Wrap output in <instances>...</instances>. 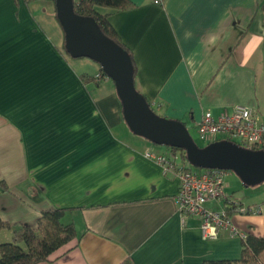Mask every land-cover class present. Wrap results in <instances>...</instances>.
Wrapping results in <instances>:
<instances>
[{
	"label": "crops",
	"instance_id": "crops-1",
	"mask_svg": "<svg viewBox=\"0 0 264 264\" xmlns=\"http://www.w3.org/2000/svg\"><path fill=\"white\" fill-rule=\"evenodd\" d=\"M132 2L99 11L131 50L136 87L161 116L198 128L208 111L245 105L264 117V0ZM64 45L55 0H0V217L13 225L0 243L16 225L36 227L43 210L60 207L77 238L37 264L240 258L242 241L228 229L204 239L201 220L181 216L178 178L145 154L170 149L135 135L114 81L97 62L67 56ZM249 206L262 212H236L232 221L262 236L264 202Z\"/></svg>",
	"mask_w": 264,
	"mask_h": 264
},
{
	"label": "water",
	"instance_id": "water-1",
	"mask_svg": "<svg viewBox=\"0 0 264 264\" xmlns=\"http://www.w3.org/2000/svg\"><path fill=\"white\" fill-rule=\"evenodd\" d=\"M55 2L67 52L71 57L97 62L114 81L125 121L135 135L157 145L184 149L188 161L195 167L233 171L244 186L264 182V149L245 148L226 139L200 146L184 122L154 111L136 87L130 53L107 36L95 18L76 13L75 0Z\"/></svg>",
	"mask_w": 264,
	"mask_h": 264
},
{
	"label": "built area",
	"instance_id": "built-area-1",
	"mask_svg": "<svg viewBox=\"0 0 264 264\" xmlns=\"http://www.w3.org/2000/svg\"><path fill=\"white\" fill-rule=\"evenodd\" d=\"M162 3L163 0H155ZM198 129L202 139L209 143L217 140H230L245 148L264 149V117L257 110L237 105L232 110H226L219 116L206 112ZM146 156L156 161L164 174H172L179 180V191L176 195L177 210L182 217L187 215L201 220V230L204 239L218 238L221 229H228L240 240L247 238L248 233L240 230L232 221L226 208H209V202L220 200L225 196L224 185L227 171L218 168H196L185 170L177 165L172 156L146 151ZM235 211L246 214L261 213V207H235Z\"/></svg>",
	"mask_w": 264,
	"mask_h": 264
},
{
	"label": "trees",
	"instance_id": "trees-1",
	"mask_svg": "<svg viewBox=\"0 0 264 264\" xmlns=\"http://www.w3.org/2000/svg\"><path fill=\"white\" fill-rule=\"evenodd\" d=\"M132 6V0H75L76 13L95 18L103 32L130 53L135 67L136 84L137 65L131 50L122 42L119 34L109 22V14H103L99 11L100 8L124 10ZM261 9L264 12V3ZM63 50L67 56H71L67 52L65 45ZM102 74L108 77L104 72H102ZM82 77L85 79L84 75ZM147 100L156 112V104L149 100V98H147ZM207 143H209V141H207ZM169 149L171 154L175 156L180 154L184 159L186 164L177 163L178 166H182L185 170L196 169L194 167L192 168L189 163L186 162L185 159H187V156L184 149L170 146ZM4 188L9 190L8 186ZM228 200L229 199H227V201ZM229 202L231 201L229 200ZM231 204V206H226V210L230 216L236 213L235 207H242V205H237L236 203L231 202ZM67 211V208H48L42 211L36 227L24 223L16 225L13 229L12 240L0 243V264H37L42 261H47L57 250L77 238L78 232L75 224L72 222H65L64 220ZM12 227L13 225L11 223L6 222L0 217V231ZM241 241L243 248L240 258L234 260H206L204 264H264V235L258 236L248 233L247 238Z\"/></svg>",
	"mask_w": 264,
	"mask_h": 264
},
{
	"label": "rangeland",
	"instance_id": "rangeland-1",
	"mask_svg": "<svg viewBox=\"0 0 264 264\" xmlns=\"http://www.w3.org/2000/svg\"><path fill=\"white\" fill-rule=\"evenodd\" d=\"M110 80L113 82V80L110 78ZM114 83V82H113ZM118 97V94H117ZM119 98V97H118ZM156 111L160 114H162L161 111H158L156 108ZM188 129L191 133V135L194 137L195 141L200 145V146H206L207 143L204 139H202V135L199 131L198 128H194L191 123L188 124ZM154 146H164L166 148H169V146L165 145H157L152 142H150ZM167 155V154H165ZM168 156L174 157V159L177 161V163H181V161L184 162V159L182 156L179 154L177 156L171 154ZM187 163L193 168H197L193 166L188 159H185ZM224 192L225 196L222 198L224 202H227V197H229V200L233 201H239L244 204V206H249V204H254L264 202V182L255 186H244L241 178L233 171H227L226 176H225V185H224ZM235 237V236H234ZM239 238V237H236Z\"/></svg>",
	"mask_w": 264,
	"mask_h": 264
}]
</instances>
